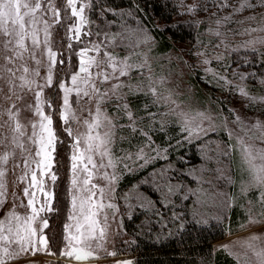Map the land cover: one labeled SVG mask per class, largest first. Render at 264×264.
Returning a JSON list of instances; mask_svg holds the SVG:
<instances>
[{
	"label": "snow or ice",
	"instance_id": "1",
	"mask_svg": "<svg viewBox=\"0 0 264 264\" xmlns=\"http://www.w3.org/2000/svg\"><path fill=\"white\" fill-rule=\"evenodd\" d=\"M92 7L93 0H0V93H3V85H6L8 94L3 97L5 100H10L12 96L16 100H23L24 94H32L34 103L25 105V109L39 118L30 122L32 131L28 134L27 126L19 119L21 109L15 103L7 109H0V147L5 149L0 153V264H9V261L18 259L24 253L35 255L48 247L45 230L49 228V219L42 214L58 210L53 208L54 193L45 187V177L52 185L58 179L57 173L52 171L59 139L53 128V114H58L64 125L63 131L71 138L66 189L69 222L63 225L65 247L60 253L68 264H81L98 258L92 250V242L96 241V246L101 247L100 242L105 238L99 217L103 213L106 225L108 217L105 209H115L111 198L119 178L117 172L129 169V161L132 164L142 161L138 165L142 168L156 159L167 158V149L155 147L150 135L153 127L163 131L166 126L164 116L177 117L176 122L185 134L184 140L188 142L209 131L203 127V122L210 118L203 112L193 115L176 105L168 113L160 114L152 112L147 103L143 106V114L133 108L130 98L141 95L151 97L153 106H168L175 104V101L159 90L163 80L155 81L150 75H145L147 59L136 49L140 44L147 43L148 37L145 35L133 41V33H128L126 29L118 33L102 29L93 32L89 27L92 21L86 15V10ZM216 7L220 10L232 9L229 15L223 17L226 24L233 22V15L245 10L255 13L257 9H264V0H238L235 7L229 0H217ZM189 11H195V8L189 7ZM261 18L264 19V13ZM246 19L254 20L256 16ZM220 23L218 20L217 24ZM258 30L264 31V28H252L245 32L250 34ZM60 32L63 35L59 41H55L54 35ZM220 34L219 31L215 33L217 36ZM94 36L98 39H92ZM118 48L124 51L123 56L116 52ZM253 51L256 49L253 48ZM73 58L76 63L72 62ZM204 63L210 61L206 59ZM41 70L45 73L43 76ZM239 79L247 80L248 76L240 74ZM217 81H223L226 86L232 85L222 76H218ZM233 87L248 102L246 106L264 104V96H253L244 86ZM45 89H52V94L45 97ZM109 105L112 106L111 112ZM78 111L87 115L81 120ZM231 115L232 123L243 135L236 134V144H226L223 154L229 155L228 149L239 151L249 177L241 185V191L246 193L255 189L258 192L257 202L264 205V147L245 141L247 137L249 141L264 144V119L257 117L246 120L235 110H231ZM122 120L125 122L121 123ZM73 122L82 123L85 131L75 130L71 126ZM6 127L10 136L3 131ZM234 134L232 129L228 130L230 140ZM136 135L144 137L145 143L137 147L134 153L122 150L123 154L117 155L114 151L117 144L123 141L131 143V138ZM24 137H27L28 143L35 145L36 151L34 156L25 158L24 166L28 171L19 178L21 181L28 180L23 189L27 203L21 201L19 204L26 211L20 214L16 211L15 198L12 208L4 209L6 185L3 178L7 174L5 166L10 157L15 156V151L10 150L8 145L22 152L28 151ZM29 159L34 168L30 166ZM157 175L162 181L158 190L167 200L176 194L180 186L170 183L172 177L167 169ZM96 180L104 183L97 184ZM37 193L42 194L43 200L39 199ZM183 198L187 200L188 195ZM197 202H200L199 198ZM149 204L153 202L149 201ZM260 216L264 218V211ZM248 222L256 224L264 222V219L258 220L250 215ZM250 239L253 242L247 244V249L254 257L251 264H264V244L256 242L264 238L253 235ZM221 247L231 254L227 245Z\"/></svg>",
	"mask_w": 264,
	"mask_h": 264
},
{
	"label": "rangeland",
	"instance_id": "2",
	"mask_svg": "<svg viewBox=\"0 0 264 264\" xmlns=\"http://www.w3.org/2000/svg\"><path fill=\"white\" fill-rule=\"evenodd\" d=\"M178 6L179 12L174 18V27L178 24L187 25L196 21L193 26L197 32V37L190 41H176L173 48L161 53L156 45V39L151 35L144 26L132 24L125 27H117L112 29L110 24L101 28L103 31L118 33L122 29H126L128 33H133L131 39L135 41L137 38L148 37L147 43H142L136 49L142 57L147 59L148 68L145 69V75L151 76L153 80H163L164 83L159 90L165 96L170 95L175 104L165 106L159 104L153 106L151 97H131L134 109H139L143 114V106L147 103L152 112L160 114L168 113L170 108L180 106L186 112L195 114L203 112L210 119L203 122V127L209 129L206 135L188 142L184 140V133L181 131L180 124L175 116H164L166 126L163 131L153 127L150 135L154 141V146L160 149H167V158H160L150 162L144 167H139V163L132 164L129 161L130 168L118 171V180L115 182L113 197L111 202L115 205V209H105L107 213V224H104L103 213L99 217L101 227L104 228L105 238L100 242L101 247L96 246V241L92 242V250L98 258H92L81 264H135V260L117 255V250L128 251L132 236L125 230L128 221L138 212H142L143 219L147 213L157 210L159 214L162 210L168 214L172 212L176 220L181 223L190 220L200 221L204 224H218L224 226L226 238L222 245H227L231 255L240 261L252 262L251 252L247 249V244L253 242L250 238L258 235L264 238V222L250 224L249 216H254L258 220L264 219L260 213L264 211V205L257 202L258 192L255 189L246 193L241 191V185L248 181L249 177L244 170L245 165L241 159L240 153L234 149H228L229 155L225 156L226 144H236V134L243 135L239 132L237 125L232 123L231 110L244 117L246 120H254L259 117L264 119V104H253L246 106L248 102L244 100L236 92L233 86H244L253 96H264V31L245 32L252 28H264V19L261 14L264 9H257L255 13L244 11L232 16L229 23L223 22V17L232 12L231 8L220 10L216 7L217 0L209 3L208 0H170ZM233 7L238 5V0H229ZM189 7H194L195 11L190 12ZM207 9V10H205ZM178 11V10H177ZM213 13H216L213 15ZM88 16V11L86 10ZM255 15L256 19L248 20L249 16ZM220 20L221 23L217 24ZM243 21V23H236ZM167 24L164 22H156V26L164 28ZM139 29H143L140 32ZM219 31L220 36L215 35ZM95 39H98L95 37ZM99 39H102L100 37ZM249 41L255 43L249 44ZM253 48L256 51H253ZM121 56L125 53L122 49H116ZM203 53V55H199ZM210 61L205 64L204 60ZM150 69V71L148 70ZM209 69L211 71H209ZM70 70V69H69ZM45 73L41 70V76ZM214 74H216L214 76ZM248 76L247 80H240L239 75ZM222 76L232 82L231 86H226L223 81L218 83L217 77ZM4 91L0 93V109H7L11 104L15 103L17 108L21 109L20 121L27 126L28 134H31L32 121H38V117L32 112L25 109V105L34 103L32 94H24L23 100H16L12 96L10 100L3 97L8 94V88L3 85ZM49 90L45 89V97L49 96ZM75 108L76 105H73ZM109 112L112 106L109 105ZM180 109H177L179 111ZM47 112V108L45 109ZM81 120L87 113L77 112ZM7 120V117H4ZM227 121V124H226ZM125 121L122 120L121 123ZM72 127L79 131H85L82 123L73 122ZM232 129L234 135L229 139L228 130ZM4 132L11 135L7 127ZM126 134V132H125ZM25 148L28 151H21L8 145L10 150L16 151L15 156L10 157L8 164L5 166L7 170L12 168L24 176L28 169L25 168V158L30 155L34 156L36 151L35 145L27 142V137L23 138ZM178 141L180 142L178 144ZM246 143H255L257 147H264L259 141H249L245 137ZM7 143V142H6ZM145 143L144 137L136 135L131 138V143L127 141L119 142L114 148L117 155H122L123 151L135 152L137 147ZM194 145L198 157H190L186 150H190ZM2 148V147H0ZM5 150V149H4ZM123 150V151H122ZM192 151V149H191ZM189 152V151H188ZM17 154V155H16ZM162 155H164L162 153ZM21 158L16 166L15 159ZM29 162V161H28ZM20 164V165H19ZM31 167H35L29 162ZM55 165V162H54ZM151 168V171L137 181L135 184L127 187L119 188V184L126 178H131ZM168 170V175L172 177L170 183L179 185V190L175 195L170 196L167 200L165 195L158 190L162 181L158 177V173ZM54 172V166L52 168ZM21 181V180H20ZM97 184H103L104 181L96 180ZM24 186L21 189L20 196L25 198L23 189L27 186L28 180H23ZM54 186L51 181L45 177V187L54 193ZM195 193V194H193ZM188 195V199L183 197ZM199 198L200 202H197ZM39 199L43 200L42 194L39 193ZM23 199H16V211L24 214L26 209L19 207ZM149 201L153 202L152 205ZM25 204L27 200L23 201ZM54 204V200H53ZM7 203L4 209H10ZM166 213V212H165ZM48 214L45 213L46 218ZM235 217V218H234ZM69 222V221H68ZM66 234V233H65ZM222 241V240H221ZM225 242V243H224ZM264 244V239L256 241ZM65 241L63 240L58 248L64 250ZM229 252V251H228ZM110 253H114L111 255ZM247 254V255H246ZM53 252L48 241L46 250L39 251L35 255L31 252L24 253L18 259L9 261V264H51ZM136 259V258H135ZM67 262V260H66ZM68 263V262H67ZM76 264V262H73Z\"/></svg>",
	"mask_w": 264,
	"mask_h": 264
},
{
	"label": "trees",
	"instance_id": "3",
	"mask_svg": "<svg viewBox=\"0 0 264 264\" xmlns=\"http://www.w3.org/2000/svg\"><path fill=\"white\" fill-rule=\"evenodd\" d=\"M214 0H208L213 3ZM236 0H234V3ZM178 10V11H177ZM88 11V18L92 23L89 25L93 32L110 24L112 29L125 27L132 24L144 26L156 39V45L161 53H166L173 48V43L178 41H190L197 37V30L193 27L196 21L186 26L178 24L172 26L179 8L170 0H93V7ZM247 10H245L246 12ZM156 22H164L167 27L159 28ZM54 35V40L59 41L60 36ZM95 39V36L92 37ZM73 63L76 59L73 58ZM53 90H49V96ZM59 101H57V104ZM48 111V109H47ZM72 126V125H71ZM64 125L58 114H53V128L56 131L58 142L57 151L54 154V172L58 179L54 186L53 208L58 209L48 214L49 228L45 230L52 252V257L58 258L51 264H68L61 258L62 250L58 248L63 241L64 223H67V195L71 138L63 131ZM59 141H64L60 143ZM192 149V151H191ZM186 150L190 157H198L194 145ZM189 151V152H188ZM151 168L131 178L122 180L119 188L135 184L144 178ZM166 212V213H165ZM158 214L157 210L143 214L138 212L131 221L126 224V231L132 236L128 251L117 250V255L135 260V264H234L233 257L220 249L215 254L214 244L226 238L224 226L218 224H204L200 221L186 218L184 223L176 220L172 212L167 211ZM235 218V217H234ZM136 258V259H135Z\"/></svg>",
	"mask_w": 264,
	"mask_h": 264
},
{
	"label": "crops",
	"instance_id": "4",
	"mask_svg": "<svg viewBox=\"0 0 264 264\" xmlns=\"http://www.w3.org/2000/svg\"><path fill=\"white\" fill-rule=\"evenodd\" d=\"M3 151H5L4 150V148H0V153H3ZM15 152H18V150H16ZM17 155V154H16ZM15 161V163H16V166H18V162L20 163L22 160H21V158H19V159H15L14 160ZM29 162H30V159H29ZM20 165V164H19ZM18 175H22L21 173H18L16 170H13L12 168H10L9 170H7V174H6V176L3 178V182L5 183V185H6V203L8 204V206H10V202L11 201H13L14 200V198H15V201H16V199L18 200V199H23V201L24 200H27V198L25 197V198H22L21 196H20V194H21V189H22V187L24 186V183H23V181H20V179L18 178ZM37 195H38V197H39V193H37ZM0 215H2V212H0ZM225 240V239H224ZM224 240H222V241H219V242H217V243H215L214 244V246H215V254H216V252L218 251V250H220V249H224L223 247H221L222 246V244H223V241ZM226 240H227V238H226ZM225 243V242H224ZM225 250V249H224ZM225 253H227L228 255H230L231 257H233V263L234 264H251L250 262H245V261H240L238 258H235L234 256H232L228 251H226L225 250ZM61 258L63 259V260H65V262H66V258L65 257H63L62 255H61ZM54 259L55 260H57L58 258H55L54 257ZM51 261H53V260H51ZM68 262V261H67ZM66 262V263H67Z\"/></svg>",
	"mask_w": 264,
	"mask_h": 264
}]
</instances>
